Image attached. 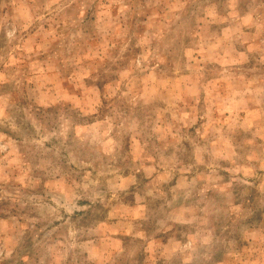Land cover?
Masks as SVG:
<instances>
[{
  "label": "rangeland",
  "instance_id": "obj_1",
  "mask_svg": "<svg viewBox=\"0 0 264 264\" xmlns=\"http://www.w3.org/2000/svg\"><path fill=\"white\" fill-rule=\"evenodd\" d=\"M0 264H264V0H0Z\"/></svg>",
  "mask_w": 264,
  "mask_h": 264
}]
</instances>
